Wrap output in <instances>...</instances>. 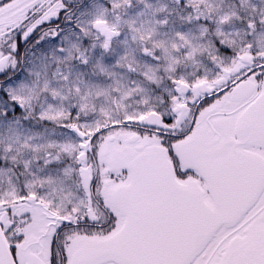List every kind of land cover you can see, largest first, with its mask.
Instances as JSON below:
<instances>
[{
    "label": "snow or ice",
    "instance_id": "snow-or-ice-1",
    "mask_svg": "<svg viewBox=\"0 0 264 264\" xmlns=\"http://www.w3.org/2000/svg\"><path fill=\"white\" fill-rule=\"evenodd\" d=\"M0 264H264V0H0Z\"/></svg>",
    "mask_w": 264,
    "mask_h": 264
}]
</instances>
